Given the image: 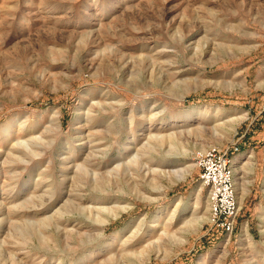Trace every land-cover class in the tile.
Here are the masks:
<instances>
[{
    "label": "rangeland",
    "instance_id": "374dc122",
    "mask_svg": "<svg viewBox=\"0 0 264 264\" xmlns=\"http://www.w3.org/2000/svg\"><path fill=\"white\" fill-rule=\"evenodd\" d=\"M217 111L244 118L217 136L213 119H184ZM171 134L187 151L169 155L165 142L154 155L169 167L207 148L228 154L230 235L204 214L196 166L175 184L157 180L161 191L147 184L149 157L109 185L73 175L89 148L111 143L94 162L105 174L119 154ZM28 136L40 156L11 163ZM198 192L203 220L187 232ZM0 202V264H264V0H0ZM95 203L128 209L100 235L86 210Z\"/></svg>",
    "mask_w": 264,
    "mask_h": 264
},
{
    "label": "bare ground",
    "instance_id": "6f19581e",
    "mask_svg": "<svg viewBox=\"0 0 264 264\" xmlns=\"http://www.w3.org/2000/svg\"><path fill=\"white\" fill-rule=\"evenodd\" d=\"M193 115H196L197 118L202 120V121H205L206 119H211V120L213 119V121L215 123H214L213 126H211V129H212V132H213L212 136H217L220 133L219 131H221V128L224 127V126H229L231 129H233V126H232L233 123L244 118L243 116H241L239 118H232V119L228 120L227 118L233 117V114H227L226 112L217 111L215 113V115L213 114L214 115L213 117H210L209 116L210 114L208 115V113H205V112H201V113L200 112L199 113L195 112L192 115H190V114L186 115L184 117V119L188 120ZM131 119L132 118L129 117V121H131ZM225 119H227V121L223 122V120H225ZM197 125H198L197 126L198 135L199 134L202 135V132H204V130L206 128L203 125V123H201V122L199 124H197ZM186 128H187L186 134L190 135L192 133L193 129H191L189 126L186 127ZM182 130H186V129H182ZM180 133H183V132H180ZM30 136H28L29 138L27 140H24L22 143H19L20 140L17 139L16 140L17 143L15 142L16 145L9 149L11 163L15 162V160L17 162L21 161L20 163H22V162L23 163L24 162L28 163L29 162L27 160L28 156L25 155V154H32L33 157L40 156V155H38L39 153L37 154V152H38V150L36 148L37 142L34 140V138H36V137L33 138V137H30ZM32 138H33V140H32ZM38 138H40V137H38ZM175 138H176L175 134H173V135L171 134V135H168L166 137L165 136H160V135H156L154 138L150 137L149 138L150 142L148 141V143L146 145L142 146L139 150L135 151L134 155L128 156L127 155L128 153H126V152L119 154L118 157L114 161L116 163L115 167L113 169H110V170H108V168L106 167L107 171H105L106 172L105 174H99L98 173L99 168H97L98 169L97 170V169H95V167H99V166L96 165L97 163L94 164V162L97 161V160L98 161H103V160H105L107 158V153L109 152V150L111 148V143L104 144L103 145V150L98 151V153H94L93 151H91V150H93V148H89V151L91 153L87 156V158L83 161V163L80 164V165L72 166V168L74 170L73 175H74V177H78V180L79 179L86 180V181L88 180L89 182L92 183V185H94L96 187H100V185H102V184L109 185L110 183L113 182V180L115 178L119 177L120 173H124L125 175H128L130 172H133V171L137 170V168L138 169H140V168L144 169V167H143L144 163L143 162H145L146 158L149 157L150 160L151 159L153 160V164H151V165L154 166V167H147L146 174H152L154 177L147 184L150 185V186H153V188L157 189L158 191H161V187H160V185H159L157 180L164 179V180L167 181L168 184H171V185L175 184L178 181L183 180L186 176H188V174L190 173L191 167H195L196 166V163H192V164H190L188 166H184V167H181V168L169 167V166L165 165L166 162L157 160L155 158L156 156L154 154H156V153H158V155L160 154V151H161L163 145L166 144L165 142H167L169 144V149L167 150L168 151L167 154H169V155H176V154L185 155L186 151H187L185 149V146L182 143H180V142H174ZM105 140H106V137H105ZM92 141L93 140H91L90 142H92ZM251 158H252V156L249 155V157L247 158V163H245L246 165H248V161ZM72 161L74 163V160L71 159V162ZM232 176H233V172H232ZM145 177L146 176H142L141 178H144V181L147 182ZM14 178H16V177L14 176ZM101 180H102V182H101ZM201 188H203V186H201ZM234 197H235V204H236L237 201H236L235 188H234ZM156 200L157 199H154L153 201H156ZM117 203H115V205H117ZM198 204H199V192L195 196V202H194V204L192 206V210L190 211L191 214H189V217L184 218L183 221H182V224L185 227L184 230L187 231V232L188 231L195 232L197 230L196 226L201 222V220H203V217H198L199 216V213L197 211ZM0 205H1V202H0ZM106 205L107 204H104V203H95L93 208L86 209L89 212L90 216L94 218L95 224L98 225V229H96V231L100 235L103 232V226L105 224H107L111 220H114L115 218H117L119 216L120 212H124V211H126L128 209L127 206H123V205H122V207H116V208L115 207L106 208L105 207ZM118 205H120V204H118ZM178 206H179V203L176 205V207L173 209V211L168 214V216L166 217V220H165L166 222L164 223V225L163 224H159V225L162 226L163 232L165 234H168L167 231H166V228L171 224L170 222H172V220L174 219V216H176L175 214H176V211H178L177 210ZM0 210H1V208H0ZM204 214H207V211H205ZM40 223H46V222L45 221H41ZM47 224H48V222H47ZM63 227H65V226H63ZM66 228H68V227H66ZM56 230H58V229L56 228ZM66 231H67V229H66ZM66 231L63 232V234L65 235L66 238L67 237L69 238L72 235H74L72 233L73 231L72 232L71 231L70 232L69 231L66 232ZM26 232H27V230H26ZM28 234H29V232L27 233V235ZM244 235H246V234L244 233ZM23 236H24V234H23ZM30 238L32 239L31 236L29 237V239ZM123 245H126V244H122V246ZM109 247L110 246H108L107 249H109ZM138 263L139 264L140 263L143 264L144 260L139 261Z\"/></svg>",
    "mask_w": 264,
    "mask_h": 264
},
{
    "label": "built area",
    "instance_id": "2783aa9c",
    "mask_svg": "<svg viewBox=\"0 0 264 264\" xmlns=\"http://www.w3.org/2000/svg\"><path fill=\"white\" fill-rule=\"evenodd\" d=\"M195 159L199 183L205 190L208 221L230 235L237 213L230 158L225 151L212 147Z\"/></svg>",
    "mask_w": 264,
    "mask_h": 264
}]
</instances>
